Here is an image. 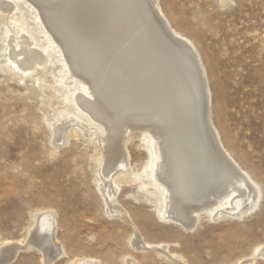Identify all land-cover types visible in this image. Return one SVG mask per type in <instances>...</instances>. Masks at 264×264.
<instances>
[{
  "label": "bare ground",
  "instance_id": "obj_1",
  "mask_svg": "<svg viewBox=\"0 0 264 264\" xmlns=\"http://www.w3.org/2000/svg\"><path fill=\"white\" fill-rule=\"evenodd\" d=\"M24 2L36 13L34 33L11 16L18 7L14 0H0V13L12 26L4 49L9 69L26 74L60 63L57 71L65 77L54 90L66 110L53 121V143L64 144L72 126L86 136L97 134L99 190L107 213L132 228L134 250L189 264L168 243L146 241L118 202L119 177L130 173L138 179L127 149L131 137L140 139L148 154L139 187L157 201L163 220L190 230L203 213L214 220L242 219L256 209L259 184L231 156L213 123L199 52L171 25L158 0ZM57 232V212L37 210L25 238L0 244V264H15L25 251L39 253L42 264H57L68 255ZM258 257L264 258V245L235 264H257ZM126 262L140 264L132 256Z\"/></svg>",
  "mask_w": 264,
  "mask_h": 264
},
{
  "label": "rangeland",
  "instance_id": "obj_2",
  "mask_svg": "<svg viewBox=\"0 0 264 264\" xmlns=\"http://www.w3.org/2000/svg\"><path fill=\"white\" fill-rule=\"evenodd\" d=\"M24 1L14 0L21 9L11 16L34 33L36 13ZM158 1L171 25L199 52L213 123L231 156L259 184L261 198L242 219L214 220L203 213L190 230L165 221L157 201L139 187L145 183L148 154L141 140L131 137L127 149L138 179L130 173L120 176L117 199L146 241L168 243L189 264H235L264 245V0ZM3 17L0 13V244L25 238L33 214L51 209L57 212L58 239L68 252L57 264L82 259L127 264L129 256L140 264H173L155 252L134 250L132 228L107 213L99 190L97 134L86 136L72 126L64 144L53 143V121L66 110L54 87L65 72L57 71L58 62L26 74L9 69L4 49L12 26ZM65 94L70 95L68 88ZM15 264L42 262L36 251H25ZM257 264H264V258L258 257Z\"/></svg>",
  "mask_w": 264,
  "mask_h": 264
}]
</instances>
